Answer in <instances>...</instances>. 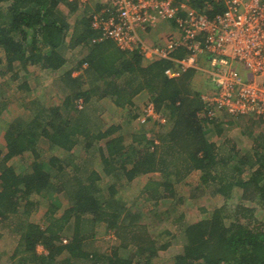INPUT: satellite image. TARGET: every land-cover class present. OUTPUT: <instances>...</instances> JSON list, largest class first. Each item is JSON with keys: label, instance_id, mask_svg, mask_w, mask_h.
I'll use <instances>...</instances> for the list:
<instances>
[{"label": "trees", "instance_id": "trees-1", "mask_svg": "<svg viewBox=\"0 0 264 264\" xmlns=\"http://www.w3.org/2000/svg\"><path fill=\"white\" fill-rule=\"evenodd\" d=\"M188 1L209 16L225 9L216 0ZM0 4H6L0 7L1 77L10 73V81H15L25 77L30 66L39 65L59 72V81L70 90L62 103L33 101L32 115L11 121L4 135L6 144L0 146V238L10 229L19 235L11 264H152L158 257L172 258V264H264V218L250 217L257 209L242 203L264 207V119L245 126L242 132L251 148L243 149L226 134L227 114L222 120L200 116L203 100L192 87L195 71L170 78L165 74L169 60L146 62L138 52H125L112 40L91 43L97 33L91 28L89 10L77 23L70 21L84 5L81 0H0ZM78 46L89 52L68 67L67 51ZM184 54L180 50L175 56ZM81 69L93 74L92 87L85 88ZM10 81L3 83L6 89L0 85V116L8 106L5 92L12 87ZM143 91L168 116L169 126L159 132V142L137 131L133 145L139 148L129 152L124 137L116 135L118 125L104 128L96 122L98 116L78 107L80 99L89 104L94 96L98 101L109 98L117 108L134 107V99ZM215 134L220 144L211 138ZM42 140L69 154L39 160ZM80 142L99 154L102 171L109 178L106 186L97 169L80 167L75 161L73 150ZM28 154L34 160L27 170L19 172L9 164ZM194 171L201 172V187L214 189L226 199L240 194V205L232 213L226 205L215 208L158 243L140 220V211L131 210L118 194V186L159 172V181L146 185L157 206L161 199L176 197L177 184ZM47 191H67L72 204L58 214L60 207L53 203L42 227L31 215L38 204L34 196ZM99 223L117 236L110 251L88 248L87 240ZM39 246L46 252L39 253Z\"/></svg>", "mask_w": 264, "mask_h": 264}, {"label": "rangeland", "instance_id": "rangeland-1", "mask_svg": "<svg viewBox=\"0 0 264 264\" xmlns=\"http://www.w3.org/2000/svg\"><path fill=\"white\" fill-rule=\"evenodd\" d=\"M97 1V0H96ZM96 1H89L88 6L83 5L79 12L75 13L72 18L77 19L82 16L86 11L92 10L96 6ZM92 2L93 7L90 6ZM6 4H0V7H4ZM82 10V12H80ZM90 11L87 12L89 16ZM71 18V19H72ZM1 22V20H0ZM89 52V48L78 46L70 48L67 51L69 58L68 67L73 65L74 60H79L86 57ZM179 52V51H178ZM231 50L228 49V53ZM177 53V52H176ZM0 57H3V51L0 50ZM210 55H206L201 59L202 66H208ZM239 72H242L244 76H250L249 70L240 62L235 65ZM66 67V68H68ZM30 70L27 75L23 78H19L15 81H10V73L7 77H1L0 85L8 83L10 81L11 86L8 92H5L8 106L0 118V146L4 148L5 132L9 127L11 121L16 119L18 116H31L33 107V101H37L42 104H58L62 103L66 93L70 90L66 87V83L59 81V72L54 73L42 69L39 65L30 66ZM85 68V66H84ZM80 73V70L77 71ZM81 73L84 74V81L86 82L85 88L92 87L93 85V74L87 73L81 69ZM196 73V72H195ZM8 79V80H7ZM192 87L201 93L209 92L213 89L211 80L204 73H196L193 78ZM9 83V84H10ZM25 84V85H24ZM23 87V88H22ZM6 89V87H5ZM150 100L149 94L146 91L141 92L137 98L134 99L135 106L127 107L125 109L117 108L112 101L108 99H102L98 101L97 96H94L89 104L83 103V109H86L84 113L92 114L93 117L98 116L97 119L104 125V128L114 124L118 125L119 129L116 135L124 137L126 151L129 152L133 147L139 148V144H134V133L142 131L145 133L147 139L159 142L158 134L161 130H165L169 126V118L165 116L167 122L161 123V121H150L148 123H142L140 121V113H142L146 102ZM228 121L226 126V134L230 137L235 138L241 143L244 148L250 149V139L242 131L246 125L258 118L252 115H241V116H230L226 113ZM223 114L224 118L226 117ZM221 116V117H222ZM220 117V118H221ZM94 121L92 122V124ZM93 126V125H92ZM212 139L221 142L220 137L216 134L211 136ZM144 145V144H143ZM153 148V146H152ZM39 154L41 158L39 160H49L50 156L58 155L66 157L69 153L61 151L59 149H52L46 140H42L38 146ZM74 157L80 164V167H93L97 169L103 176V185L106 186L109 183V178L103 173V162L99 158V154L95 155L93 148L86 150L83 142H80L73 150ZM34 160L33 154L25 155L24 157H16L9 162L13 165L17 171L23 172L27 170ZM200 171L192 172L188 179L177 184V196L169 199H161L157 206H154V201L146 191V185L150 181H159L161 175L159 172L142 174L137 176L133 181H123L119 184L118 194L122 196L124 201L131 210L140 211V220L149 226V230L152 232L158 243H162L169 239L171 235L180 233L184 225L199 221L202 217L209 216L215 208L226 205L228 210L232 213L241 202L240 194H235L234 197L226 199L221 194L215 193L213 190L202 185L200 186ZM154 185L151 186L153 188ZM105 193H107V187H105ZM67 191L60 192H49L47 191L43 195L34 196V200L38 202L36 208L32 211L31 219L38 222L42 227L47 224L46 212L53 203L58 204V214L62 213L64 209L71 206V199L67 196ZM243 205L247 207H254L257 210L254 212V217L258 219L264 218V207L257 203H251L248 201H242ZM23 210V206H21ZM169 232V234L166 233ZM171 233V234H170ZM4 236L0 239V259H7L3 261L4 264H9L10 254L14 251L19 235L10 230L3 232ZM93 240L89 238L88 248L90 251H110L111 247L116 244L117 236L114 231L107 228L104 223H99L96 226ZM46 250L43 249L42 252ZM2 262V261H1ZM172 258H154L152 264H172Z\"/></svg>", "mask_w": 264, "mask_h": 264}, {"label": "built area", "instance_id": "built-area-1", "mask_svg": "<svg viewBox=\"0 0 264 264\" xmlns=\"http://www.w3.org/2000/svg\"><path fill=\"white\" fill-rule=\"evenodd\" d=\"M216 1L225 9L209 16L188 0H103L89 14L97 33L91 43L112 40L125 52H138L146 62L169 60L165 74L170 78L189 70L204 73L213 89L202 94L200 116L214 120L228 113L264 119V0ZM165 21L173 23L171 31L159 43L148 42L149 29ZM180 50L185 54L176 57ZM208 54L205 68L201 59ZM237 62L250 76L235 68ZM83 103L78 101L79 109ZM139 118L142 123L167 122L150 100Z\"/></svg>", "mask_w": 264, "mask_h": 264}, {"label": "crops", "instance_id": "crops-1", "mask_svg": "<svg viewBox=\"0 0 264 264\" xmlns=\"http://www.w3.org/2000/svg\"><path fill=\"white\" fill-rule=\"evenodd\" d=\"M83 3H84V6H85V8H86V6H88V5H86V4H88L89 3V1H92V0H81ZM93 1H96V0H93ZM104 2H103V0H97L96 1V6L94 7V8H96L98 5H102ZM90 6H92L93 7V4H92V2L90 3ZM99 7V6H98ZM94 8H92V10H89L90 11V13L94 10ZM80 12H82V10L80 11ZM89 13V14H90ZM71 23H72V25L73 24H75V23H77V21H78V18L77 19H75V18H72L71 20ZM172 26H173V23H171V22H168V21H165V22H161L160 23V25L158 26V27H156V28H152V29H149V31L146 33V35H145V38H146V40L148 41V42H150L151 44H156V43H159V42H161L162 41V38L166 35V34H168L169 33V31H171V29H172ZM117 46V45H116ZM207 67H209V64H208V66H205V68H207ZM49 71V70H48ZM62 72H65V71H61L60 72V76H61V74H62ZM197 73V72H196ZM195 73V74H196ZM77 75H79V73H77V71H75V72H73V76H77ZM62 77V76H61ZM60 77V78H61ZM194 80V79H193ZM138 97V96H137ZM136 97V98H137ZM4 113V112H3ZM225 114V113H224ZM2 116V115H1ZM1 116H0V118H1ZM224 116H222L221 118H217V119H220V120H222V118H223ZM216 141V140H215ZM218 144H220V142H218V141H216ZM0 144H1V142H0ZM124 144H125V141H124ZM39 146V145H38ZM59 150H61V149H59ZM61 151H63V150H61ZM38 152H39V150H38ZM74 152V151H73ZM54 156H58V155H54ZM137 178V177H136ZM135 178V179H136ZM134 179V180H135ZM93 238H95L94 236H92L91 237V239H90V241L91 240H93ZM1 239V238H0ZM89 241V239L87 240V243H89L90 242ZM42 250H43V247L42 246H39L38 247V252L39 253H43L42 252ZM14 252V251H13ZM12 252V253H13ZM12 253L10 254V259H9V264H11L12 263ZM2 261V262H1ZM3 261H7V259H0V264H4L3 263ZM7 263H8V261H7Z\"/></svg>", "mask_w": 264, "mask_h": 264}, {"label": "clouds", "instance_id": "clouds-1", "mask_svg": "<svg viewBox=\"0 0 264 264\" xmlns=\"http://www.w3.org/2000/svg\"><path fill=\"white\" fill-rule=\"evenodd\" d=\"M44 253V252H43Z\"/></svg>", "mask_w": 264, "mask_h": 264}]
</instances>
